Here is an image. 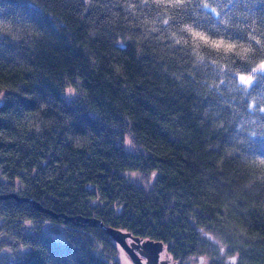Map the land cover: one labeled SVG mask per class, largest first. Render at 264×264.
<instances>
[{
  "label": "trees",
  "instance_id": "obj_1",
  "mask_svg": "<svg viewBox=\"0 0 264 264\" xmlns=\"http://www.w3.org/2000/svg\"><path fill=\"white\" fill-rule=\"evenodd\" d=\"M261 63L264 0H0V194L60 214L0 198V264H264Z\"/></svg>",
  "mask_w": 264,
  "mask_h": 264
},
{
  "label": "water",
  "instance_id": "obj_2",
  "mask_svg": "<svg viewBox=\"0 0 264 264\" xmlns=\"http://www.w3.org/2000/svg\"><path fill=\"white\" fill-rule=\"evenodd\" d=\"M2 105V101L0 99V106ZM14 197L17 200L22 201H30L33 206L39 210L46 211L52 214L54 217H58L60 214L52 212L51 210L43 207L39 202L35 201L31 197L27 196H18L16 193H5L0 194V198H8ZM120 210V208H118ZM65 220H70L73 218L82 219L84 221H88L93 225H98L108 234L114 241L119 243V245L126 251V253L130 256L135 264H143L141 261L142 256L145 257L146 264H175L173 261L169 262L168 258L159 259V254L164 248V244L160 240H153L151 238H141L139 236L132 235L129 231H124L120 228L106 225L101 220L96 217H80L78 215L75 216H67L63 215ZM198 231H201L202 235L205 236L209 241L214 244L218 243V239L212 235V233L202 230L201 227H197ZM126 237H131V241L128 242ZM224 251L223 246L220 247V252ZM237 256L235 254H231L225 257V261L229 264H236ZM204 261V256H198V263H202Z\"/></svg>",
  "mask_w": 264,
  "mask_h": 264
},
{
  "label": "rangeland",
  "instance_id": "obj_3",
  "mask_svg": "<svg viewBox=\"0 0 264 264\" xmlns=\"http://www.w3.org/2000/svg\"><path fill=\"white\" fill-rule=\"evenodd\" d=\"M264 64V63H261L260 65H258L255 69L259 70L260 69V66ZM254 73V72H253ZM253 73H250V74H242L240 75L243 76L246 80H248L250 78V81L252 79V76H253ZM44 227L46 228V230L51 233V235L54 237V236H58L60 235V232L62 230H59V233L57 235V233L54 231V228L55 227H58L57 223H54V222H45L44 223ZM62 227V226H61ZM123 230V229H122ZM127 238H130V237H126V240ZM132 240V239H131ZM128 241V240H127ZM116 242V241H115ZM117 243V242H116ZM164 244V243H163ZM118 245V252L116 254V257L118 258V261L120 262V264H135L133 262V260L130 258V256L126 253V251L119 245V243H117ZM3 252V251H2ZM163 253H166L167 254V258H169L170 262L173 261L175 264H178L177 261L173 258L172 254L167 251L165 245H164V248L162 250ZM4 254L5 255H8V256H12L13 255V249H10V248H5L4 250ZM202 254V253H201ZM197 255L198 254H195V255H192V257H186L185 260H183V263L184 262L186 264H200L198 263V259H197ZM204 255V254H203ZM205 256V255H204ZM143 257V256H142ZM145 259V257H143ZM201 264H207V261H203Z\"/></svg>",
  "mask_w": 264,
  "mask_h": 264
},
{
  "label": "snow or ice",
  "instance_id": "obj_4",
  "mask_svg": "<svg viewBox=\"0 0 264 264\" xmlns=\"http://www.w3.org/2000/svg\"><path fill=\"white\" fill-rule=\"evenodd\" d=\"M197 35L199 36V34H197ZM200 38H201V39H204V37H202V36H201ZM222 43H223V42L221 41L220 43H217L215 46H216V47H220ZM228 47L231 48L232 45H229ZM257 71H260L261 74L264 75V64H262V65L260 66V69H259V70H257V69H254V70H253L254 73L257 72ZM240 79H241V81H242L243 83H245V84H247V83L250 82V78H249L248 80H246L243 76H241ZM73 92H74V90H71V91L69 92V95H72Z\"/></svg>",
  "mask_w": 264,
  "mask_h": 264
},
{
  "label": "flooded vegetation",
  "instance_id": "obj_5",
  "mask_svg": "<svg viewBox=\"0 0 264 264\" xmlns=\"http://www.w3.org/2000/svg\"><path fill=\"white\" fill-rule=\"evenodd\" d=\"M127 240H128V242H130L131 241V237L127 238ZM164 258H167V254L163 253L161 251L160 254H159V259H164ZM141 261L143 262V264H146L145 259L143 257L141 258ZM168 261L170 262L169 258H168Z\"/></svg>",
  "mask_w": 264,
  "mask_h": 264
}]
</instances>
